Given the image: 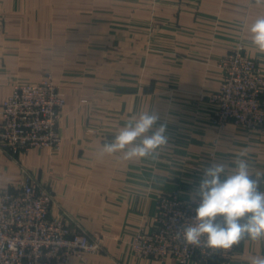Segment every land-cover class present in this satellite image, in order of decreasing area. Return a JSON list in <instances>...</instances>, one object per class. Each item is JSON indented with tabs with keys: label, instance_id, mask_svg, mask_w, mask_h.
<instances>
[{
	"label": "crops",
	"instance_id": "obj_1",
	"mask_svg": "<svg viewBox=\"0 0 264 264\" xmlns=\"http://www.w3.org/2000/svg\"><path fill=\"white\" fill-rule=\"evenodd\" d=\"M151 1L93 0L99 7L119 8L131 19L150 15ZM68 2L0 0V122L3 102L18 81H37L44 71L54 70L66 91L61 148L31 149L12 157L0 145V188L21 186L27 174L33 175L52 195V214L69 216L100 239L102 253L85 260L74 257L71 264H178L173 257L142 258L132 250L139 226L150 224L158 210V193L178 186L194 193L202 178L187 170L188 166L205 168L216 162L230 172L241 153L254 177L257 172L264 174V129L249 132L230 122L218 130L208 98H201L221 85L219 61L237 39L243 41L264 77V54L251 44L248 32L255 19L264 16V0H154L162 25L155 48L146 53V82L140 91L120 96L126 101L120 114L106 111L103 104L115 107V99L96 93L97 79L64 75L71 68H87L81 55L84 49L52 50L50 43H63L68 37L54 36L53 27L46 26L54 23L48 13L54 7H68ZM36 9H40L38 14ZM55 14L59 17L56 24L68 33L65 28L74 21L66 14ZM234 20L238 25L231 26ZM154 68L157 74L150 75L148 70ZM170 90L177 96L170 117L173 134H167L169 146L158 150L161 160L152 165L149 157L124 160L122 153L102 154V145L111 142L129 118L149 110L161 120L168 105L164 94ZM84 98L90 102H83ZM172 152L179 160L169 163L165 153ZM260 179L259 190L264 191V176ZM255 255L264 256V240L242 241L230 258L193 259L188 264H249Z\"/></svg>",
	"mask_w": 264,
	"mask_h": 264
},
{
	"label": "built area",
	"instance_id": "obj_2",
	"mask_svg": "<svg viewBox=\"0 0 264 264\" xmlns=\"http://www.w3.org/2000/svg\"><path fill=\"white\" fill-rule=\"evenodd\" d=\"M242 40L225 54L219 67L223 80L208 97L213 120L223 129L232 122L241 130L264 129V77L257 61L244 50ZM86 101V100H83ZM65 95L50 76L36 82H20L5 99L0 122V145L9 156L31 149H60V116ZM52 195L46 185L27 174L14 188H0V264H71L74 257L103 252L99 238L81 226L73 227L65 215L51 213ZM193 193L178 186L158 197V211L150 227L140 228L131 246L135 256L163 259L173 257L178 264L197 259L232 257L238 250H210L186 245L179 230L195 215ZM72 220V219H71ZM237 248V249H236Z\"/></svg>",
	"mask_w": 264,
	"mask_h": 264
},
{
	"label": "rangeland",
	"instance_id": "obj_3",
	"mask_svg": "<svg viewBox=\"0 0 264 264\" xmlns=\"http://www.w3.org/2000/svg\"><path fill=\"white\" fill-rule=\"evenodd\" d=\"M151 2L152 4H150L151 5L150 15H144L146 17H141L140 16L141 14H138V16H134L132 19L127 17L130 16L129 14L124 13L123 11H119L120 10L119 8L116 9L113 8L110 10L106 6L99 7V5L96 6L94 4L93 0H70V2H68L69 3L68 7H62V8L54 7V9H52L50 13H48V15L51 18L53 16L54 23L53 24L51 22L47 23L46 26L53 27V30L51 31H53L54 36L64 37L65 35H67L68 37V40L63 39L62 41L63 43H59L58 41H54L53 43H50V45L52 44L51 47L53 52L59 53L62 51L64 47H66V49L68 50L84 49L85 51V53L81 55H85L84 59L87 60L85 63L87 68L82 70L71 68L67 70L64 73V75L97 79V83L95 84L96 87L94 88L96 93L105 94V95L110 94L112 100L115 99L113 102L115 104V107L113 105L109 107L108 102L103 104L104 107L106 108V111H113L112 113L120 114L124 110V105H126V101H124V99H121L120 96L125 93H131L130 91H133L132 93L137 92L146 82L144 80L145 79L144 75H146L147 67H149L146 61V53L147 51L155 48L156 46L155 42L157 41V37H158L157 34L160 31L159 30L161 27L160 25H162L158 20L157 14L155 13L156 9L154 8L155 5L154 0H152ZM36 11L38 14V12H40V9H36ZM55 13L66 14L68 15L69 20L74 21V23L70 21V24H68L69 27L65 28L68 29L67 30L68 33H65L64 26L56 24L55 21L59 17L56 16L57 14ZM109 19L111 20L110 22H108ZM77 21L80 22L82 21V23H78ZM230 25L236 26L238 24L237 21L234 20L233 23H230ZM238 41L239 39H237L232 44L228 52H230L231 49H233L238 44ZM244 50L246 51V48H244ZM221 59L219 61V64L221 62ZM148 73L150 75L157 74V69L156 68L149 69ZM42 74L44 76L46 75L50 76L53 83L65 95L66 91L64 89V84L59 79L60 76L59 74L57 75L54 70H46ZM20 82H36V81H18L15 83V85ZM209 93L210 92H208L206 95H202L201 98L202 99L208 98V103L210 104L212 109L213 105L208 97ZM164 95L168 97L167 100L168 105L166 106L167 108L165 109L166 111L164 113L165 115H163V117L160 118L161 120H158L156 127H159L161 124H164L166 125V135L167 134L172 135L173 129L172 126L170 125L173 122V120L170 117L173 115L175 111L174 104L177 99V96L175 93L172 92V90L167 91L166 94ZM83 100H86L83 102L89 101L88 98H84ZM108 108L111 109L108 110ZM213 114L214 113L212 109V113H211L212 119H213ZM214 125L217 127L218 130H220V128L215 124V122ZM167 146H169V144ZM170 149H172V147ZM158 154L148 158L149 162L152 163V165L157 160L159 161L161 160V158H163ZM175 155L176 154H174V152L165 153V160L168 161L169 163L179 160L178 158L175 157ZM214 155L215 153L213 152L212 157ZM191 159L192 161L198 160L197 157H192ZM186 169L195 172L196 176L198 177L201 178L203 177V170H204L203 166L191 165L188 166ZM192 172H190L191 175ZM171 191L172 190L169 191L165 190L164 192H171ZM161 193L162 191H160L158 194ZM158 197H157V204H158ZM69 220L73 227H77V225L82 227V225L76 223V220L73 219L72 220L69 219ZM149 222L150 224L142 223L139 226L138 230L142 227L144 228L150 227L151 221ZM240 245H238L237 248H239ZM215 257H219V256H215Z\"/></svg>",
	"mask_w": 264,
	"mask_h": 264
},
{
	"label": "clouds",
	"instance_id": "obj_4",
	"mask_svg": "<svg viewBox=\"0 0 264 264\" xmlns=\"http://www.w3.org/2000/svg\"><path fill=\"white\" fill-rule=\"evenodd\" d=\"M251 44L264 54V16H259L248 28ZM158 115L149 110L129 118L102 145V154L122 153V159L153 157L168 145L166 125L155 127ZM241 153L235 167L227 172L223 163H212L203 170V177L194 189L197 201L195 215L178 232L186 245L210 250H231L242 241L264 240V191L259 190L261 176L251 174L250 163ZM249 264H264V256L249 258Z\"/></svg>",
	"mask_w": 264,
	"mask_h": 264
}]
</instances>
